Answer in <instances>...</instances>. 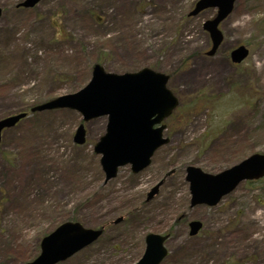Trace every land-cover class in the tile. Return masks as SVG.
<instances>
[{
  "label": "rangeland",
  "instance_id": "obj_1",
  "mask_svg": "<svg viewBox=\"0 0 264 264\" xmlns=\"http://www.w3.org/2000/svg\"><path fill=\"white\" fill-rule=\"evenodd\" d=\"M23 1L0 0V118L80 91L96 64L166 74L180 105L151 165L138 174L123 167L108 184L94 152L107 117L84 123L85 145L74 142L82 115L68 109L30 114L5 131L0 264L26 263L65 221L97 229L120 217L61 264H133L149 233L170 234L162 264H264V178L241 183L215 207H192L186 180L190 165L218 174L264 154V0L235 2L212 56L203 25L216 10L189 16L198 0H42L18 9ZM240 45L250 53L234 65L229 55ZM193 220L203 223L197 236L189 235Z\"/></svg>",
  "mask_w": 264,
  "mask_h": 264
},
{
  "label": "water",
  "instance_id": "obj_2",
  "mask_svg": "<svg viewBox=\"0 0 264 264\" xmlns=\"http://www.w3.org/2000/svg\"><path fill=\"white\" fill-rule=\"evenodd\" d=\"M41 0H24L19 7L33 8ZM235 0H199L189 16L214 8V19L204 23V30L210 34L212 49L208 55H214L224 37L219 29L220 23L232 12ZM0 8V18L2 16ZM249 54L245 46L231 53L234 63H241ZM168 76L145 68L136 73H108L97 64L93 68L89 84L77 93L60 96L49 102L37 105L32 112L53 109H71L79 112L84 121L108 117L106 134L95 147L100 154L101 165L106 174V183L116 177L118 168L130 164L134 173H138L150 164L154 152L168 142L162 138L165 126L154 128L168 117L177 106L178 100L167 89ZM26 113L11 115L0 120V141L2 131L14 127ZM86 131L81 124L76 131L74 142L82 145L86 141ZM264 177V155L255 154L240 164L212 175L200 168L189 166L186 180L190 183L191 205H217L220 200L232 192L245 180H257ZM158 192L156 186L149 194L150 200ZM118 218L114 223L122 222ZM191 235H196L202 224L198 221L190 224ZM103 230L87 229L80 223L66 222L46 236L41 242V253L32 262L26 264H57L95 242ZM168 237L149 234L146 237V250L135 264H160L167 256L164 243Z\"/></svg>",
  "mask_w": 264,
  "mask_h": 264
},
{
  "label": "trees",
  "instance_id": "obj_3",
  "mask_svg": "<svg viewBox=\"0 0 264 264\" xmlns=\"http://www.w3.org/2000/svg\"><path fill=\"white\" fill-rule=\"evenodd\" d=\"M72 221H78L77 219H73ZM46 235V234H45ZM44 235V236H45ZM41 237V236H40ZM43 237V236H42ZM42 237H41V239H42ZM40 239V240H41ZM40 240H39V242L37 243V245H36V247H37V254L36 255H34V256H32V258L30 257L27 261H30V260H32V259H34L37 255H38V253H39V249H40ZM26 261V262H27Z\"/></svg>",
  "mask_w": 264,
  "mask_h": 264
}]
</instances>
